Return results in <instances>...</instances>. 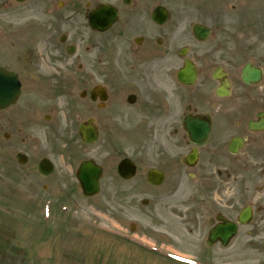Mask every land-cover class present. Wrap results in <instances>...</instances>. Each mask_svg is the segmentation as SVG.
Segmentation results:
<instances>
[{"label":"flooded vegetation","instance_id":"obj_1","mask_svg":"<svg viewBox=\"0 0 264 264\" xmlns=\"http://www.w3.org/2000/svg\"><path fill=\"white\" fill-rule=\"evenodd\" d=\"M172 1L178 6L183 3ZM221 1L199 0V7L186 0L191 11L174 14L162 0H87L73 10L83 14L86 33L78 32L74 42L59 40L60 45L52 48L58 52L52 62L62 64L52 73L40 65L43 55L33 50L37 38L32 36L38 30L23 35L22 54L14 55L11 64H0L14 72L20 83L16 102L0 109V168H10L1 175L12 178L18 173L17 165H29L41 179L51 176L38 171L45 156L32 158V143L39 137L65 138L67 131L62 132L49 111L50 99L62 91L71 93L68 86L75 83L77 113L66 123L79 126L92 121L98 139L103 134L106 140L125 129V137L139 145L136 153L122 155L116 163L130 158L134 177L144 190H165L170 196L184 188L185 177L187 207L179 216L190 224V233H208L220 221L217 216L237 221L247 209L249 221L237 226L234 238L245 235L264 249V0H250L251 14L257 18L252 22V37L241 39L216 37L213 26L223 21ZM100 2L116 11L115 21L104 31L87 23L88 12ZM49 4L45 12L61 20L67 1ZM162 5L168 14L166 21L159 22L162 16L155 17L154 11ZM238 14L245 19L242 9ZM195 24L208 28L205 40L195 37ZM43 36L48 38L49 31L43 30ZM67 44L74 54L66 53ZM67 58L75 65V81L63 77ZM185 58L197 64L192 84H182L177 77ZM246 64L260 69L258 81L242 80ZM188 119L197 124L191 137L184 128ZM196 131L205 133L201 143H196ZM194 151L186 163L184 158ZM150 171L159 184L148 182ZM145 201L150 205L148 198Z\"/></svg>","mask_w":264,"mask_h":264},{"label":"rangeland","instance_id":"obj_2","mask_svg":"<svg viewBox=\"0 0 264 264\" xmlns=\"http://www.w3.org/2000/svg\"><path fill=\"white\" fill-rule=\"evenodd\" d=\"M66 1L67 6L58 20L49 14L51 11L45 12L46 8H51L50 0H29L22 5L14 0H0V64H11L14 55L22 54L21 31L30 32L26 24L31 23L34 26L31 29L40 30L37 40L33 41V50L43 55L40 65L51 73L54 67L62 69V64L52 62L58 54L52 50L60 45L58 36L68 34L67 42H74L78 32L86 33L83 14L73 10L82 8L87 0ZM162 2L174 14L191 11L186 0H179L183 2L179 6L172 0ZM194 2L201 6L199 0ZM218 6L223 21L213 26L216 37H252V22L257 15L251 14L250 0H222ZM241 9L244 20L238 14ZM43 30L49 31L50 36L46 38L49 41L43 36ZM71 60L66 59L68 68L63 75L67 82L72 78L75 81V65L70 64ZM69 88L71 93L66 90L51 97L49 110L62 132L67 131L65 138L59 141L53 137H39L32 143L35 147L30 153L32 158L43 155L53 161L51 176L41 179L35 168L17 165L18 173H13L17 180L14 185L8 183L12 188L3 187L5 182L0 180V264H174L106 235L102 229L110 225L130 231L131 224L137 236L165 244L204 264H264L262 245H255L245 235L234 238L226 248H208L205 233L201 236L197 230L190 233V224L179 216L181 212L185 214L187 207L189 192L185 177L184 188L170 196L165 190H144L139 186L138 177L121 180L115 172L116 161L122 155L136 153L139 142L125 137V129L116 131L117 134L108 140L102 134L93 144L81 142L77 126L66 123L77 113L75 83ZM0 145L3 144L0 142ZM84 158H93L103 166L99 193L92 197L81 194L74 174ZM6 169L10 168H0V174L6 175ZM44 184L47 186L43 187ZM47 198L53 205L44 203ZM147 198L150 200L148 207L141 204V200ZM45 207L50 210L49 217L43 212Z\"/></svg>","mask_w":264,"mask_h":264},{"label":"water","instance_id":"obj_3","mask_svg":"<svg viewBox=\"0 0 264 264\" xmlns=\"http://www.w3.org/2000/svg\"><path fill=\"white\" fill-rule=\"evenodd\" d=\"M20 1V0H18ZM104 9L99 7L97 10L92 11L89 14V22L92 26L100 27L105 24L106 20L101 21L98 16L104 15ZM112 16V14H111ZM111 19V18H109ZM109 19L107 23L109 22ZM106 25V24H105ZM246 66L243 70V78L246 81L257 77L258 71L255 69H247ZM195 75V69L190 62H185L184 67L179 70L178 77L182 82L191 83ZM19 92V84L16 80L15 75L0 69V107H3L13 102ZM82 139L84 141H92L96 137L94 128L91 126L83 125L80 129ZM46 171V170H45ZM134 172V168L129 164L128 161H122L118 166V173L124 178L130 177ZM101 175V167L96 165L91 160L81 162L76 176L80 182L82 192L85 195H92L98 191V178ZM235 233V224L230 222H224L223 224L217 225L213 230L210 231L208 236V243L212 244L214 241L221 240V243L226 244L229 239Z\"/></svg>","mask_w":264,"mask_h":264}]
</instances>
